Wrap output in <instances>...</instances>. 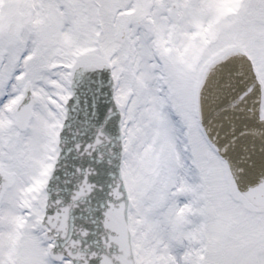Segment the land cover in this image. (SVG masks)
<instances>
[{
    "label": "snow or ice",
    "instance_id": "snow-or-ice-1",
    "mask_svg": "<svg viewBox=\"0 0 264 264\" xmlns=\"http://www.w3.org/2000/svg\"><path fill=\"white\" fill-rule=\"evenodd\" d=\"M0 264H264V0H0Z\"/></svg>",
    "mask_w": 264,
    "mask_h": 264
}]
</instances>
